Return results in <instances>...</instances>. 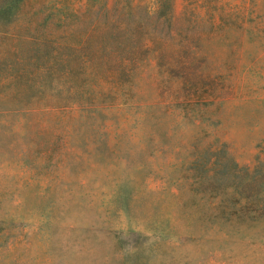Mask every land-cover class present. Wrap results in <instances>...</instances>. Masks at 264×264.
<instances>
[{
  "label": "rangeland",
  "instance_id": "obj_1",
  "mask_svg": "<svg viewBox=\"0 0 264 264\" xmlns=\"http://www.w3.org/2000/svg\"><path fill=\"white\" fill-rule=\"evenodd\" d=\"M0 264H264V0H0Z\"/></svg>",
  "mask_w": 264,
  "mask_h": 264
}]
</instances>
